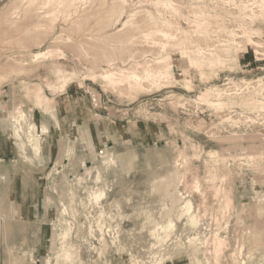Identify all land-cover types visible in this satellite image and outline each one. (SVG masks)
<instances>
[{
  "label": "rangeland",
  "instance_id": "374dc122",
  "mask_svg": "<svg viewBox=\"0 0 264 264\" xmlns=\"http://www.w3.org/2000/svg\"><path fill=\"white\" fill-rule=\"evenodd\" d=\"M19 9L0 26V264H264V0Z\"/></svg>",
  "mask_w": 264,
  "mask_h": 264
},
{
  "label": "bare ground",
  "instance_id": "6f19581e",
  "mask_svg": "<svg viewBox=\"0 0 264 264\" xmlns=\"http://www.w3.org/2000/svg\"><path fill=\"white\" fill-rule=\"evenodd\" d=\"M20 0H13L9 5H7L6 7H5V9H3L2 10V12L0 13V26L2 25V26H4V27H6L5 26V24L6 23H9V25L10 24H14V19L16 18V16L19 14V11H21L20 9L18 10V2H19ZM34 2V1H33ZM22 10H23V8H22ZM23 12H24V10H23ZM25 15H27V14H25ZM24 16V15H23ZM29 16V15H28ZM23 18V17H22ZM25 19H27L26 17H24ZM16 20H17V18H16ZM17 22V21H16ZM15 22V23H16ZM8 25V24H7ZM15 29V28H14ZM19 29V28H18ZM3 31V27H2V30L0 31V35H1V32ZM17 30H15V33H18V32H20V30L18 31V32H16ZM25 31V30H24ZM5 32V31H4ZM27 32V31H26ZM3 33V32H2ZM19 34V33H18ZM17 34V35H18ZM22 34H24V32H22ZM22 34H21V36H22ZM27 34V33H26ZM16 35V34H15ZM109 35V34H108ZM114 35V34H113ZM13 37L14 36H9V38L8 37H6V38H4V42H9V41H11L12 39H13ZM28 38V37H27ZM23 40H24V38H23ZM26 40V39H25ZM2 41V42H3ZM14 41V40H13ZM16 41H18V40H16ZM18 43V42H17ZM20 43H22V41H20ZM11 44V43H10ZM29 44H30V41H29ZM47 53H50V54H55L56 53V51H54V50H48V51H46L45 52V54H47ZM58 54H59V52H58ZM28 57H31L30 55L28 56ZM12 58V62H13V64H15V65H19V63H21V62H25L22 58H18V59H16V58H14V57H11ZM10 58V59H11ZM8 59H9V57H8ZM29 61V60H28ZM6 66V65H5ZM5 66H0V73L2 72V71H4L5 70ZM7 66H9V65H7ZM11 67V66H10ZM2 75V74H1ZM0 75V76H1ZM113 75V74H112ZM4 76V75H3ZM138 76V75H137ZM140 78V77H139ZM9 212V211H8ZM256 213V212H255ZM257 220H258V218H257ZM259 222V221H258ZM261 223V222H260Z\"/></svg>",
  "mask_w": 264,
  "mask_h": 264
},
{
  "label": "crops",
  "instance_id": "0c3cea01",
  "mask_svg": "<svg viewBox=\"0 0 264 264\" xmlns=\"http://www.w3.org/2000/svg\"><path fill=\"white\" fill-rule=\"evenodd\" d=\"M29 229H32V230H35L36 231V233L33 235V234H31V233H29V237L31 238V236L33 237V236H35V238H34V240L35 239H37V242L39 243L40 242V240H41V238H42V231H43V227H42V225H40L39 223H37V222H35V223H31L30 225H29ZM36 235H38V237H36ZM30 245H32V244H30Z\"/></svg>",
  "mask_w": 264,
  "mask_h": 264
}]
</instances>
